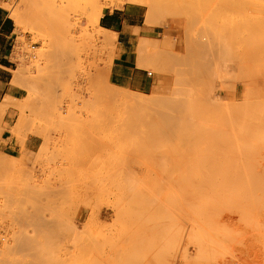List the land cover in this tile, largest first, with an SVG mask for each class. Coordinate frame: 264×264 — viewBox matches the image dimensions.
I'll list each match as a JSON object with an SVG mask.
<instances>
[{"label": "rangeland", "instance_id": "rangeland-1", "mask_svg": "<svg viewBox=\"0 0 264 264\" xmlns=\"http://www.w3.org/2000/svg\"><path fill=\"white\" fill-rule=\"evenodd\" d=\"M13 1L7 5L18 61L12 74L25 92L13 102L18 107L11 104L16 111L11 127L7 111L8 126L0 133V264H264V241L253 240L252 220L235 222L238 215L230 211L233 202L222 179L230 175L232 156L242 151L236 143L241 145L244 135L249 139L251 124L264 123V0H123L105 7L136 4L146 24L156 27V38H143L136 48L137 64L153 83L147 92L111 81L118 38L106 47L100 28L84 31L91 1ZM142 42L151 54L148 63L139 61ZM155 54L166 62L163 71L155 69ZM19 113L30 118L32 128L47 130L44 152L38 135L39 148L24 149L35 134L13 130ZM230 118L236 121L233 129ZM7 129L18 134L22 146L16 157L5 148L11 139ZM217 181L224 182V190L215 188ZM259 205L255 225L264 227ZM202 211L214 218L207 220L198 214ZM43 216L51 224L38 225ZM208 221L212 231L204 229Z\"/></svg>", "mask_w": 264, "mask_h": 264}, {"label": "bare ground", "instance_id": "bare-ground-1", "mask_svg": "<svg viewBox=\"0 0 264 264\" xmlns=\"http://www.w3.org/2000/svg\"><path fill=\"white\" fill-rule=\"evenodd\" d=\"M89 1H91L89 4H88V8H87V11H86V13H85V16H86V21H85V26L83 27V29H84V31H86V33L88 34L89 33V31H90V29H91V27H98V28H100V30L101 31H103L104 33H106V35L103 37V39H101V42H102V44H105V46L107 45H111V46H113V45H115V43H116V39H117V33L116 32H113V31H110V30H107V29H105V28H103V27H101L100 26V24H99V21H100V18H101V16L103 15V11H104V8L105 7H107V6H109V5H117L118 6V4L120 3H122L121 1H123V0H104V2H101L100 0H89ZM89 1H87V3L89 2ZM221 1V0H220ZM25 2H28V0H25ZM234 2V1H233ZM243 3V2H242ZM220 4V3H219ZM246 4V3H245ZM238 5V4H237ZM243 5V4H242ZM255 5V4H254ZM231 6V5H230ZM228 7V6H227ZM245 7V6H244ZM257 7V6H256ZM243 8V7H242ZM150 9V8H149ZM226 9V8H225ZM254 9V8H253ZM256 9V8H255ZM257 10V9H256ZM162 11V10H161ZM165 11V10H164ZM224 12V11H223ZM244 12V11H243ZM197 13V12H196ZM219 13V12H218ZM252 13V12H251ZM148 14V13H147ZM160 14V13H159ZM256 14V13H255ZM155 15V14H154ZM161 15V14H160ZM200 15V14H199ZM211 16H212V14H211ZM252 16V15H251ZM160 17V16H159ZM208 17V16H207ZM225 17V16H224ZM146 19H147V17H146ZM158 19V18H157ZM240 19V18H239ZM245 20V19H244ZM261 20V19H260ZM158 21V20H157ZM168 21V20H167ZM243 21V20H242ZM161 22V21H160ZM240 21H238V22H236V23H239ZM255 22V21H254ZM246 23V22H245ZM250 23V22H249ZM164 24H166V23H164ZM243 24H244V22H243ZM247 25V24H246ZM258 25H261V24H258ZM211 26V25H210ZM254 26V25H253ZM257 26V25H256ZM240 27V26H239ZM251 26H249L248 28H250ZM260 27V26H259ZM190 28V27H189ZM261 28V27H260ZM231 29H233V28H231ZM230 30V29H229ZM250 30H251V28H250ZM249 29H248V31H250ZM93 31H94V28H93ZM226 31V30H225ZM237 31V30H236ZM241 31V30H240ZM240 31H239V33H240ZM244 32V31H243ZM91 33V32H90ZM195 33V32H194ZM199 33V32H198ZM256 33V32H255ZM192 34V33H191ZM205 34V33H204ZM193 35V34H192ZM227 35V34H226ZM249 35V34H248ZM228 38V37H227ZM222 39V38H221ZM230 39V38H229ZM232 39V38H231ZM146 40V39H145ZM145 40H142V41H144V43L146 42V44H147V40L145 41ZM201 40H203L202 38H201ZM236 40V39H235ZM197 41H198V39H197ZM204 41V40H203ZM205 41L207 42V38H205ZM242 41V40H241ZM224 42V41H223ZM141 43V42H140ZM143 43V42H142ZM143 43V46H141V48L139 47V61L140 62H146V63H148L149 62V56L151 55H147V50H146V45ZM192 43V42H191ZM202 43H205V42H202ZM208 43V42H207ZM225 43V42H224ZM206 44V43H205ZM253 44V43H252ZM141 45V44H140ZM139 45V46H140ZM204 44H202V46H203ZM106 46V47H107ZM195 46V45H194ZM198 46V43H197V45H196V47ZM227 46V45H226ZM190 47H191V45H190ZM195 47V48H196ZM200 47V46H199ZM204 47H205V45H204ZM203 47V48H204ZM114 48H115V46H114ZM189 48V47H188ZM220 48V47H219ZM196 49H198V47L196 48ZM191 50V49H190ZM209 50V49H208ZM162 51V50H161ZM161 51H160V53H161ZM200 51V50H199ZM213 51V50H212ZM222 51V50H221ZM259 51V50H258ZM204 52V51H203ZM239 52V51H238ZM237 52V53H238ZM257 52V51H256ZM190 53V52H189ZM222 52H220V54H221ZM224 53V52H223ZM255 53V52H254ZM264 53V52H263ZM196 54V53H195ZM205 54H207V51H206V53ZM253 54V53H252ZM187 52H186V55H185V57H187ZM191 55V54H190ZM190 55H189V57H190ZM203 55H204V53H203ZM210 55V54H209ZM213 55V54H212ZM223 55V54H222ZM228 55V54H227ZM230 55V54H229ZM176 56V55H175ZM199 56V55H198ZM205 56V55H204ZM219 56V55H218ZM259 56V55H258ZM158 57H160V55H158L157 56V54H155V56H154V65H155V69L158 71L159 69L160 70H162L163 71V66L161 67V65H163V63L165 62L164 60H163V62H162V59H163V57L160 59V58H158ZM177 58H174V59H178V56H176ZM194 57V56H193ZM199 57H201V60H202V58H204V57H202L201 56V54H200V56ZM247 57V56H246ZM245 57V58H246ZM261 57V56H260ZM170 58V57H169ZM183 59H185L184 57H182ZM219 58H221V57H219ZM158 59H160L159 61H161L160 63H162V64H160L159 63V61H158ZM171 59V58H170ZM169 59V60H170ZM173 59V60H174ZM194 59V58H193ZM207 59V58H206ZM209 59V58H208ZM258 59V58H257ZM260 59V58H259ZM264 59V58H263ZM168 60V59H167ZM188 60V59H187ZM197 60V59H196ZM195 60V61H196ZM240 60V59H239ZM241 60H243V59H241ZM248 60H249V58H248ZM261 60V59H260ZM199 61V60H198ZM217 61V60H216ZM222 61V60H221ZM259 61V60H258ZM264 61V60H263ZM169 62V64L171 65L170 67H173L174 65L173 64H171L170 63V61H168ZM172 62H174V61H172ZM177 62V61H176ZM202 62H203V60H202ZM219 62V61H218ZM224 62L227 64V58H225L224 59ZM240 62V61H239ZM250 62V61H249ZM166 63V62H165ZM186 63V62H185ZM190 63V62H189ZM204 63H206L205 61H204ZM196 64V63H195ZM200 64H202V63H200ZM209 62H208V64H207V66L209 67ZM167 65V64H166ZM184 65H186V64H184ZM199 65V64H198ZM206 65V64H205ZM228 65V64H227ZM247 65V64H246ZM260 65V64H259ZM191 66V65H190ZM193 66H194V63H193ZM204 66V65H203ZM219 66H222V65H219ZM110 67H111V65H110ZM217 67V66H216ZM109 68V67H108ZM199 68V67H198ZM222 68H224V66L222 67ZM168 69V68H167ZM177 69V68H176ZM186 69H187V67H186ZM210 69H212V68H210ZM217 69V68H216ZM219 69V68H218ZM217 69V70H218ZM231 69V68H230ZM224 70V69H223ZM254 70V69H253ZM178 71H181V70H179L178 69ZM189 71V70H188ZM193 71V70H192ZM205 71V70H204ZM207 71H208V69H207ZM206 71V72H207ZM228 71V70H227ZM226 71V72H227ZM231 71V70H230ZM195 72V71H194ZM209 72V71H208ZM218 72V71H217ZM234 72V71H233ZM257 72V71H256ZM262 72V71H261ZM177 73V72H176ZM200 73V72H199ZM223 73H224V71H223ZM228 73V72H227ZM196 74H197V71H196ZM196 74H195V76H196ZM262 74V73H261ZM21 76L23 75V73H21L20 74ZM189 75H190V73H189ZM192 75V74H191ZM190 75V76H191ZM211 75V74H210ZM219 75V74H218ZM207 76V75H206ZM205 76V77H206ZM247 76V75H246ZM194 77V76H193ZM200 77V76H199ZM201 78V77H200ZM203 78V77H202ZM221 78V77H220ZM189 79H192V77H190ZM195 79V78H194ZM207 79H209V78H207ZM222 79H224V78H222ZM221 79V80H222ZM243 79V78H242ZM245 79V78H244ZM181 80V79H180ZM193 80V79H192ZM204 80V79H203ZM230 80V79H229ZM233 80V79H232ZM178 81V80H177ZM190 81V80H189ZM199 81V80H198ZM238 81H239V79H238ZM252 81V80H251ZM180 82V81H179ZM178 82V83H179ZM193 82H195V80L193 81ZM209 83H211V82H209ZM250 83H252V82H249V84ZM180 85H182L181 83H179ZM189 84H190V82H189ZM226 84V83H225ZM248 84V83H247ZM187 85L188 84H186V86H184V87H187ZM190 85H192V84H190ZM217 85H215V86H213V87H216ZM218 86H219V84H218ZM183 87V88H184ZM192 87V86H191ZM209 87V86H208ZM208 87H207V89H208ZM213 87H211L210 88V90H209V92H210V94H212L211 92L213 91L214 92V94L212 95V97H216L217 96V94L215 93V89L213 90L212 88ZM220 87V86H219ZM234 87V86H233ZM233 87H232V90H233ZM218 88V87H217ZM257 88V87H256ZM263 88H264V86H263ZM182 90V87L181 88H178L177 87V91L178 90ZM184 90H187L186 88L184 89ZM183 90V91H184ZM208 91V90H207ZM250 91V90H249ZM182 92V91H181ZM233 92H234V90H233ZM247 92V91H246ZM208 93V92H207ZM249 94V93H248ZM208 95H209V93H208ZM246 95H247V93H246ZM210 96V95H209ZM233 96H234V94H233ZM232 96V97H233ZM247 97V96H246ZM211 98V97H210ZM217 99H219L220 98V96L219 97H216ZM7 99V100H6ZM16 99V98H15ZM15 99L13 98H5V101L4 102H0V133L2 134L3 133V131H4V129L7 127V125H5L3 122H4V117H5V114H6V112L8 111V109H9V107L11 106V104H14L13 102H15ZM247 99V98H246ZM18 100V102L20 101L19 99H17ZM17 102V107H18V103ZM237 102V101H236ZM253 102V101H252ZM16 103V102H15ZM256 103V102H255ZM15 104H14V106H16ZM256 106H258V105H256ZM256 106H254V107H256ZM260 106V105H259ZM257 108H260V107H257ZM261 109V108H260ZM260 111V110H259ZM255 112V111H254ZM262 112H264V110L262 111ZM21 113V112H20ZM19 113V114H20ZM247 114V113H246ZM21 115V114H20ZM256 115V114H255ZM262 115V114H261ZM243 116V115H242ZM254 116V115H253ZM263 116V115H262ZM43 117H44V115H43ZM232 117V116H231ZM237 117H239V116H237ZM236 117V118H237ZM255 117V116H254ZM246 118V117H245ZM252 118V117H251ZM257 118V117H256ZM263 117H261V119H262ZM234 120V122H232ZM233 120H231V118H230V120L229 121H231V123H229L230 125L232 124V123H235L236 121H235V119L233 118ZM237 120V119H236ZM245 120V119H244ZM264 120V119H263ZM250 121V120H249ZM17 122V124H16V126L14 127V125L12 126V127H14L13 128V130L16 132V133H20L21 131H24L25 129H29L30 130V132L32 131V133L33 134H35V135H38V136H41V137H43V143H42V148H41V151L43 150V152L45 151L44 149L45 148H47V147H49L48 145L49 144H47V143H49V138L47 137V130L46 129H44V128H41V127H37V128H32V124H30L31 122H30V118L28 117L27 118V116H25L24 114H22L21 115V117L18 119V121H16ZM259 122V121H258ZM257 121H256V123L260 126H258V125H256V123H253V124H251V125H253V127H251V130H252V128L254 129V128H257V126H258V129H254V132L255 133H250L251 132V130H249V132H248V134L250 135H248L247 134V136L249 137V139L248 138H246V135H244V136H242V134H244V130H243V133L242 132H238L241 136H240V140L242 139V137H244V141L245 140H248V143L247 144H249V145H247V144H245V143H243L244 141H243V139L240 141L241 142V145H239V143H236L237 144V147H239L242 151L240 152V155L238 156V155H236V154H234L233 156H232V158H231V168L229 169L230 170V175H229V177H222V179H225V180H227V181H225V189L226 190H229V194H231V201L233 202V203H231L230 204V206H231V210L230 211H232L231 213H233V214H236V215H238V219L237 220H239V221H237V220H235V222H238V224H239V222L240 223H242V221L243 222H246L248 225H250L249 224V222L251 223V220L253 221V224L255 225V223L256 222H258L257 220L259 219V217L258 218H255L256 216H258V214L259 213H257V210H256V212H255V209H257V203H258V205H259V202H257V201H260L261 203H260V205H259V211H262L261 213H264V143H262V142H264V140L263 139H261L262 140V142L259 144V140H260V138H259V135L258 134H260V133H258V134H256L260 129H263L262 131L264 132V127L262 128V126H264L263 124V121H261V122H259L258 123ZM32 123H34V122H32ZM242 123V122H241ZM260 123H263L262 125L260 124ZM236 125H237V123H236ZM254 125H255V127H254ZM37 126V125H36ZM35 126V127H36ZM240 126V125H239ZM242 126V125H241ZM245 126V125H244ZM243 126V127H244ZM248 126H250V125H248ZM32 128V129H31ZM231 128L233 129V127H232V125H231ZM236 129H237V126H236ZM248 129V128H247ZM27 130H25V131H27ZM239 130V129H238ZM241 130V129H240ZM256 130V131H255ZM11 131V130H10ZM24 131V132H25ZM246 131V130H245ZM29 131H27V133H28ZM259 132H261V131H259ZM238 133H236V134H238ZM242 133V134H241ZM23 134H25V135H27L26 134V132L25 133H23ZM23 134H22V136H23ZM29 134V133H28ZM235 134V136H237ZM255 134V135H254ZM21 135V134H20ZM24 135V136H25ZM261 135H264L262 132H261ZM17 136H18V134H17ZM234 136V137H235ZM239 136V135H238ZM237 136V137H238ZM26 137V136H25ZM237 137H236V139H237ZM239 138V137H238ZM263 138V137H262ZM23 139H24V137H23ZM258 139V141H256V142H254L255 140H257ZM25 140V139H24ZM239 140V139H238ZM243 141V142H242ZM236 142H237V140H236ZM239 142V141H238ZM242 143H243V145H242ZM47 146V147H46ZM182 147V146H181ZM244 149V150H243ZM42 156V155H41ZM221 171H223V169H220ZM225 170H227V169H225ZM131 171V170H130ZM132 173V172H131ZM232 173V174H231ZM258 176V177H257ZM217 180H218V178H216ZM221 178L219 179L220 181H223ZM199 181V180H198ZM202 181H203V179H202ZM216 181V180H215ZM220 181H217L218 183L216 184V186H215V188L217 187L218 188V186H219V188L221 189V186L223 185V183L222 182H220ZM209 182V186L211 185L210 184V182H211V180L210 181H208V180H206L205 181V183H208ZM221 183H222V185H221ZM213 184V183H212ZM203 185H201V187H202ZM224 186V185H223ZM222 186V187H223ZM203 187H205V186H203ZM213 187V186H212ZM211 187V188H212ZM216 188V189H217ZM215 189V190H216ZM212 190V189H211ZM211 190H209V191H211ZM221 190H224V188H222ZM220 191V190H219ZM212 192V191H211ZM213 192H214V189H213ZM217 192V191H216ZM222 191H220V193H221ZM219 193V192H218ZM217 193V194H218ZM205 197V196H204ZM203 197V198H204ZM211 197H212V195H211ZM201 198H202V196H201ZM210 198V197H209ZM215 199V198H214ZM217 200H218V198H216ZM203 201H201V203H202V205H204L203 204V202L204 201H206V199H202ZM213 200V199H212ZM221 200V199H220ZM214 201H216V200H214ZM219 201V200H218ZM217 201V202H218ZM224 201V200H223ZM190 202V201H189ZM211 202V201H210ZM222 202V201H221ZM200 203V204H201ZM223 204H225L224 206H227V207H225V208H228V205L226 204V203H224V202H222ZM235 203H237V208H233L234 207V205H235ZM215 205V204H218V203H210V205L212 206V205ZM223 204H221V206L223 205ZM185 205H188V204H185ZM184 205V206H185ZM209 205V204H208ZM206 206V207H208V209H209V206ZM219 205V204H218ZM204 207L205 206H203V207H201V209L203 208L204 209ZM215 207V206H214ZM223 207V206H222ZM153 208V207H152ZM198 208H200V207H198ZM224 208V207H223ZM222 208V209H223ZM230 208V207H229ZM202 209V210H203ZM216 209H218V208H216ZM142 210V209H141ZM148 210V209H147ZM152 210V209H151ZM179 210H180V208H179ZM205 210H207L206 208L204 209V211ZM209 210H211V209H209ZM214 209H212V211H213ZM224 210H226V209H224ZM237 210H239V213H237ZM140 211V210H139ZM148 211H150V210H148ZM182 211V210H181ZM199 211V210H198ZM201 211V210H200ZM183 212V211H182ZM196 212V211H195ZM207 212H209V211H207ZM211 212V211H210ZM209 212V214H213V216L215 215V214H217L218 212H217V210H216V212L217 213H210ZM256 213V215H255V213ZM205 214V212H203L202 211V213H198V214ZM36 214V213H35ZM40 214V213H39ZM147 214V213H146ZM220 214V213H219ZM45 215V214H44ZM150 215V214H149ZM157 215V214H156ZM253 215H255V217L253 216ZM143 216H146V215H143ZM142 216V217H143ZM183 216H184V214H183ZM185 216H186V214H185ZM206 216H208V215H206L205 214V217ZM219 216V215H218ZM221 216V215H220ZM251 216V217H250ZM187 217V216H186ZM185 217V218H186ZM199 217V216H198ZM201 217V216H200ZM199 217V218H200ZM202 217H203V215H202ZM201 217V218H202ZM209 217V216H208ZM208 217H206V219L207 220H211L212 218H214V217H212L211 219H210V217L208 218ZM216 217H217V215H216ZM253 217L255 218L254 220H253ZM37 218V217H36ZM144 218V217H143ZM182 218V217H181ZM190 218V217H189ZM221 218V217H220ZM231 218V217H230ZM233 218H235V216L233 217ZM252 218V219H251ZM40 219V218H39ZM42 219V221H40ZM41 219L40 220H38V222L40 223V222H42V223H40V224H38V225H46V226H48V224H51V223H49V222H51V220H48L47 218H45L44 216L43 217H41ZM178 219V218H177ZM202 219H205V218H202ZM257 219V220H256ZM35 220V219H34ZM199 220H201V219H199ZM264 220V219H263ZM27 221H28V219H27ZM204 221V220H203ZM206 221V220H205ZM213 221V220H212ZM211 221V222H212ZM234 221V220H233ZM232 221V222H233ZM32 222V221H31ZM89 222V221H88ZM178 222V221H177ZM201 222H202V220H201ZM210 221H208V222H206V224H204V223H202L203 224V226L205 225V228L204 229H206V227H208V225L209 224H211V222L209 223ZM52 223H54V222H52ZM188 223V222H187ZM198 223V222H197ZM209 223V224H208ZM213 223H214V221H213ZM246 223H244L243 225L245 226V224ZM208 224V225H207ZM246 224V225H247ZM53 225V224H52ZM242 225V224H241ZM254 225H251L252 226V231H254V237H253V240H256V242L258 241V242H261V241H264L263 239H264V237H263V231H262V228H264V227H261L260 225H261V222L258 224H256L255 226ZM37 226V225H36ZM199 226V225H198ZM201 226V225H200ZM216 226V225H215ZM224 226V225H223ZM225 226L227 227V225L225 224ZM262 226H263V224H262ZM50 227H52L51 225H50ZM210 227H211V225L207 228V230L206 231H208V230H210V231H212L211 229H210ZM249 227V226H248ZM95 228V227H94ZM157 228V227H156ZM251 228V227H250ZM201 229H203V227L201 228ZM153 230V229H152ZM174 230V229H173ZM183 230V229H182ZM199 230H200V228H199ZM214 231L213 232H215V229H213ZM140 231V230H139ZM195 231H198V230H195ZM201 231V230H200ZM202 231H204V230H202ZM225 231V230H224ZM90 232H92V229H91V231ZM89 232V233H90ZM142 232V231H141ZM222 232V231H221ZM93 233V232H92ZM197 233V232H196ZM204 233H206V232H204ZM204 233H203V235H204ZM216 233V232H215ZM252 233V232H251ZM80 234V233H79ZM208 234V233H207ZM206 234V235H207ZM209 234H211V232L209 233ZM225 234V233H224ZM226 234H228V233H226ZM248 234V233H247ZM250 234V233H249ZM172 235V234H171ZM199 235H200V233H199ZM222 235V234H221ZM234 235H235V233H234ZM237 235H239V234H236V236ZM79 236V235H78ZM92 236H94V235H92ZM137 236V235H136ZM170 236V235H169ZM176 236V235H175ZM215 236H217L216 234H215ZM227 236V235H226ZM73 237V236H72ZM162 237H163V235H162ZM204 237H206L205 235H204ZM251 237H252V235H251ZM256 237V238H255ZM28 238V236H26V240H28L27 241V243H29L30 242V240H29V238ZM74 238V237H73ZM168 238V237H167ZM166 238V239H167ZM197 238V237H196ZM200 238H202L201 239V242H202V240H203V237H202V234L200 235ZM200 238H198V239H200ZM221 238H222V236H221ZM225 238V237H224ZM229 238V237H228ZM234 238H236V237H234ZM255 238V239H254ZM77 239V238H76ZM170 239V238H169ZM193 239V238H192ZM191 239V240H192ZM78 240V239H77ZM76 240V241H77ZM165 240V239H164ZM180 240V239H179ZM206 240V239H205ZM211 239L209 238V241H210ZM213 240V239H212ZM221 241V240H220ZM224 241V240H223ZM222 241V242H223ZM251 241V240H250ZM26 242V241H25ZM165 242V241H164ZM200 242V241H199ZM208 242V241H207ZM206 242V243H207ZM218 242V241H217ZM140 243V242H139ZM138 243V244H139ZM162 243V242H161ZM205 243V242H204ZM208 243H210V242H208ZM201 244V243H200ZM199 244V245H200ZM211 245H212V243H210ZM221 243L219 242V245H220ZM208 245V244H207ZM213 245H215V244H213ZM212 245V246H213ZM221 245H223V244H221ZM262 245H264L263 243H262ZM215 246H217V245H215ZM215 246H213V247H215ZM211 247V246H210ZM218 247V246H217ZM207 248V247H206ZM153 250V249H152ZM159 250V249H158ZM187 250V249H186ZM205 250V249H204ZM211 248H210V251L209 252H211ZM225 250V249H224ZM160 251V250H159ZM200 251H202V250H200ZM199 251V252H200ZM206 251H208V250H206ZM213 251H215V249L213 248ZM212 251V252H213ZM216 252V251H215ZM218 252H219V250H218ZM223 252V251H222ZM158 253V252H157ZM160 253V252H159ZM185 253V252H184ZM202 253H203V251H202ZM204 253H205V251H204ZM114 254H115V252H114ZM113 254V255H114ZM201 254V252L199 253V255ZM208 254V253H207ZM207 254H206V256H207ZM212 253H210L209 255H211ZM219 254V253H218ZM113 255H112V257H113ZM156 255V254H155ZM196 255V254H195ZM204 254H202L201 256H203ZM216 255H217V253H216ZM106 256V255H105ZM105 256H103V258L105 257ZM111 256V255H110ZM116 256V255H115ZM114 256V257H115ZM119 256V255H118ZM117 256V257H118ZM172 256V255H171ZM200 256V257H201ZM205 256V257H206ZM96 257H97V255H96ZM102 257V256H101ZM154 257V256H153ZM209 257V256H208ZM106 258H108L107 256H106ZM119 258H120V256H119ZM119 258H117V259H119ZM184 258V257H183ZM198 258V257H197ZM95 259V258H94ZM99 259H100V256H99ZM110 259V258H109ZM113 259V258H112ZM111 259V260H112ZM93 260V259H92ZM102 260V259H101ZM100 260V261H101ZM107 260V259H106ZM111 260H110V262H111ZM121 260V259H120ZM123 260V259H122ZM200 260V259H199ZM205 260V259H204ZM87 261H89V260H87ZM115 261H116V259H115ZM114 260H113V263L115 262ZM198 261V260H197ZM201 261V260H200ZM102 262H107V261H102ZM109 262V261H108ZM117 262H119L118 260L116 261V263ZM121 262V261H120ZM192 262V261H191ZM190 262V263H191ZM86 263H88V262H86ZM92 263V262H91ZM194 263V262H193ZM203 263V262H202ZM201 263V264H202ZM89 264H90V262H89ZM107 264V263H106ZM195 264H197V263H195ZM199 264V263H198ZM203 264H205V263H203ZM206 264H208V263H206Z\"/></svg>", "mask_w": 264, "mask_h": 264}, {"label": "crops", "instance_id": "crops-1", "mask_svg": "<svg viewBox=\"0 0 264 264\" xmlns=\"http://www.w3.org/2000/svg\"><path fill=\"white\" fill-rule=\"evenodd\" d=\"M101 27L116 32L119 50L111 65L110 79L117 86H128L131 89L147 92L152 86L149 74L137 64L136 48L141 39H152L155 37L156 27L146 24L145 15L140 6L126 3L122 7L106 8L100 18ZM14 22L10 16V11L0 9V102L5 98H24L25 88L16 84L15 74L12 69L17 66L14 46ZM12 47H9V46ZM7 100V99H6ZM15 109L10 106L8 109L9 127L13 120ZM8 126V123H6ZM8 134V135H7ZM6 138H11L5 148L8 154L17 156L21 152L22 146L19 144L17 136L7 129ZM41 145V140L36 135H30L24 142V149L35 152Z\"/></svg>", "mask_w": 264, "mask_h": 264}, {"label": "built area", "instance_id": "built-area-1", "mask_svg": "<svg viewBox=\"0 0 264 264\" xmlns=\"http://www.w3.org/2000/svg\"><path fill=\"white\" fill-rule=\"evenodd\" d=\"M13 0H0V9H5V10H9L7 5H12L13 4Z\"/></svg>", "mask_w": 264, "mask_h": 264}]
</instances>
